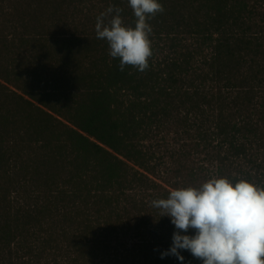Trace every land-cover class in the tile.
<instances>
[{
	"label": "trees",
	"instance_id": "trees-1",
	"mask_svg": "<svg viewBox=\"0 0 264 264\" xmlns=\"http://www.w3.org/2000/svg\"><path fill=\"white\" fill-rule=\"evenodd\" d=\"M161 2L139 72L95 32L127 0H0V264H181L153 199L264 185V0Z\"/></svg>",
	"mask_w": 264,
	"mask_h": 264
},
{
	"label": "clouds",
	"instance_id": "clouds-1",
	"mask_svg": "<svg viewBox=\"0 0 264 264\" xmlns=\"http://www.w3.org/2000/svg\"><path fill=\"white\" fill-rule=\"evenodd\" d=\"M127 3L134 24H126L123 9L110 5L96 18V37L106 40L109 55L119 59V70L130 65L143 72L153 54L148 21L164 6L161 0ZM151 206L174 225L161 259L173 256L184 264L182 252L188 251L201 264H264V185L243 176L214 175L199 185L174 187Z\"/></svg>",
	"mask_w": 264,
	"mask_h": 264
},
{
	"label": "rangeland",
	"instance_id": "rangeland-1",
	"mask_svg": "<svg viewBox=\"0 0 264 264\" xmlns=\"http://www.w3.org/2000/svg\"><path fill=\"white\" fill-rule=\"evenodd\" d=\"M169 138H171V136H168ZM178 144H176L177 146ZM164 182H166L167 184L171 185L175 183V178L174 176L171 174V172L168 174V176L164 177Z\"/></svg>",
	"mask_w": 264,
	"mask_h": 264
}]
</instances>
